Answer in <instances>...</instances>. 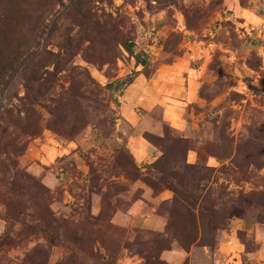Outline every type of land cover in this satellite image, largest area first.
Masks as SVG:
<instances>
[{"label": "rangeland", "instance_id": "1", "mask_svg": "<svg viewBox=\"0 0 264 264\" xmlns=\"http://www.w3.org/2000/svg\"><path fill=\"white\" fill-rule=\"evenodd\" d=\"M4 9L0 264H264V0ZM181 57L198 83L175 129L120 81ZM134 137L158 156L136 163Z\"/></svg>", "mask_w": 264, "mask_h": 264}, {"label": "crops", "instance_id": "2", "mask_svg": "<svg viewBox=\"0 0 264 264\" xmlns=\"http://www.w3.org/2000/svg\"><path fill=\"white\" fill-rule=\"evenodd\" d=\"M197 76L196 70L190 67L188 59L181 57L172 64L158 68L151 78L138 74L133 83L128 86L130 93H127V95H130L134 102H139V104L146 107L156 105L166 107L170 125L175 129H179L184 126L179 104L196 99ZM165 100L169 102H164ZM130 146L138 164L153 160L158 156L156 149L142 138L134 137ZM187 157L191 162L196 161V155L193 151H190ZM214 164L209 162L211 166H214ZM169 196L167 191H163L157 197L166 199ZM146 222L156 228L162 227L163 224L161 217L156 215L153 216L150 222ZM163 257L172 262L173 259L181 260L183 255L179 251L177 253L166 252Z\"/></svg>", "mask_w": 264, "mask_h": 264}, {"label": "trees", "instance_id": "3", "mask_svg": "<svg viewBox=\"0 0 264 264\" xmlns=\"http://www.w3.org/2000/svg\"><path fill=\"white\" fill-rule=\"evenodd\" d=\"M8 9H4V11L0 10V55H3L4 53H11V45H10V37L12 36L11 28L14 24H17L14 22V18H9L10 11H7ZM132 42L127 39L125 41V48L130 53L133 54V48H132ZM136 60L139 61V57L136 56ZM5 66V62H0V68ZM1 75V71H0ZM136 76H130L126 79H123L120 81V83L124 84L125 86H128L133 83ZM170 189V188H169Z\"/></svg>", "mask_w": 264, "mask_h": 264}]
</instances>
